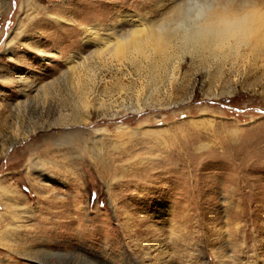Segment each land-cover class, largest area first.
I'll use <instances>...</instances> for the list:
<instances>
[{
    "label": "rangeland",
    "instance_id": "374dc122",
    "mask_svg": "<svg viewBox=\"0 0 264 264\" xmlns=\"http://www.w3.org/2000/svg\"><path fill=\"white\" fill-rule=\"evenodd\" d=\"M186 2L0 0V264H264V0Z\"/></svg>",
    "mask_w": 264,
    "mask_h": 264
},
{
    "label": "bare ground",
    "instance_id": "6f19581e",
    "mask_svg": "<svg viewBox=\"0 0 264 264\" xmlns=\"http://www.w3.org/2000/svg\"><path fill=\"white\" fill-rule=\"evenodd\" d=\"M175 9L172 10V13H171V14H174V16H176L179 13L177 9L176 10ZM242 15H240L241 17L233 16L232 18H230V16L228 15L226 16L221 15L224 17L217 18L218 20L217 22L214 20V22L216 23V25L214 24L215 26L211 25L210 22L206 24L204 23L206 25V28L204 29L208 34L219 32V31L225 32L227 30L233 32V30L240 29V27L242 26V25L240 26V24L244 20H246L245 19L246 16L243 17ZM169 25H170V22L167 24L164 30H160L159 28H156L154 25L149 26V27L146 26L145 24H140L138 26L136 25L126 34L117 35L116 37L113 38V40L106 38L105 41H103L104 42L103 46H97V47L101 51L102 49L108 48L109 53L112 55L118 52H123L124 55L127 54L128 56V57L125 56V59H129V60L132 57L131 56L132 53L136 52L137 54L144 56L145 52L147 51L146 49H149V48L154 54L155 53L160 54V53H163L166 49H168L171 43L178 42V40H180L179 37H181L177 35V32L169 28ZM207 25H210V27ZM216 28H218V31H215ZM232 32H229V34H232ZM5 192H6V188L0 186L1 196L4 195ZM4 220H5L4 214L0 213V242H2V231H3L1 228V224L2 222H4Z\"/></svg>",
    "mask_w": 264,
    "mask_h": 264
},
{
    "label": "clouds",
    "instance_id": "9594fccd",
    "mask_svg": "<svg viewBox=\"0 0 264 264\" xmlns=\"http://www.w3.org/2000/svg\"><path fill=\"white\" fill-rule=\"evenodd\" d=\"M217 10L215 0H187L180 7V14L193 20L209 21ZM210 27V25H207Z\"/></svg>",
    "mask_w": 264,
    "mask_h": 264
}]
</instances>
